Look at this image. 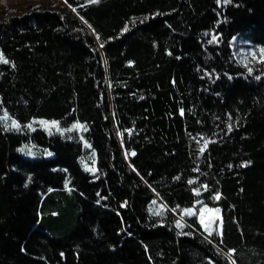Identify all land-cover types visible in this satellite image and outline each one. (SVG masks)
Instances as JSON below:
<instances>
[{
    "label": "trees",
    "instance_id": "obj_1",
    "mask_svg": "<svg viewBox=\"0 0 264 264\" xmlns=\"http://www.w3.org/2000/svg\"><path fill=\"white\" fill-rule=\"evenodd\" d=\"M61 1L0 21V264H264V60L230 43L264 0Z\"/></svg>",
    "mask_w": 264,
    "mask_h": 264
},
{
    "label": "rangeland",
    "instance_id": "obj_2",
    "mask_svg": "<svg viewBox=\"0 0 264 264\" xmlns=\"http://www.w3.org/2000/svg\"><path fill=\"white\" fill-rule=\"evenodd\" d=\"M35 6H44L50 10H63L65 5L61 0H0V21H4L10 14L21 15L27 13L28 10ZM231 49L235 59L244 66H252L255 62L264 60V48L254 46L240 39L231 40ZM42 127H53L58 130L56 122L42 121ZM76 130L82 127L74 126ZM71 128V129H72ZM155 209H164L160 202L154 203ZM186 214H196L198 222L203 231L210 235L216 228L220 227V212L216 208H208L199 204L196 209L186 211Z\"/></svg>",
    "mask_w": 264,
    "mask_h": 264
},
{
    "label": "snow or ice",
    "instance_id": "obj_3",
    "mask_svg": "<svg viewBox=\"0 0 264 264\" xmlns=\"http://www.w3.org/2000/svg\"><path fill=\"white\" fill-rule=\"evenodd\" d=\"M98 2H99V0H90V3H98ZM0 62L7 63V61L4 60L2 56H0ZM41 123H44V122H41ZM13 127H18V125L13 124ZM77 127H79V125H77ZM201 151H203V149H201ZM133 155H134V153H133ZM197 194H199V193L197 192ZM217 199H219V197H217Z\"/></svg>",
    "mask_w": 264,
    "mask_h": 264
}]
</instances>
